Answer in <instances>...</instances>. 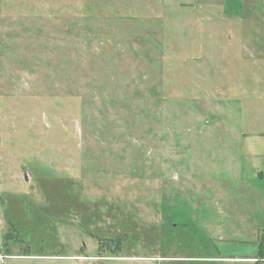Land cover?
I'll list each match as a JSON object with an SVG mask.
<instances>
[{"label":"rangeland","instance_id":"374dc122","mask_svg":"<svg viewBox=\"0 0 264 264\" xmlns=\"http://www.w3.org/2000/svg\"><path fill=\"white\" fill-rule=\"evenodd\" d=\"M263 26L264 0H0V264H264Z\"/></svg>","mask_w":264,"mask_h":264},{"label":"crops","instance_id":"0c3cea01","mask_svg":"<svg viewBox=\"0 0 264 264\" xmlns=\"http://www.w3.org/2000/svg\"><path fill=\"white\" fill-rule=\"evenodd\" d=\"M259 32L264 31V26L262 28L258 29ZM257 51H256V76L257 79H264V43H263V34H259L257 37ZM262 124H264V119L261 121ZM260 134L264 133H258L257 136H253L255 139H263V138H257L261 137ZM264 137V136H263ZM257 141V140H256ZM252 153V158L254 159V164L252 166V174L256 176V178H259L264 182V142L263 140L257 141V148L255 152ZM263 195V202H264V193Z\"/></svg>","mask_w":264,"mask_h":264},{"label":"built area","instance_id":"2783aa9c","mask_svg":"<svg viewBox=\"0 0 264 264\" xmlns=\"http://www.w3.org/2000/svg\"><path fill=\"white\" fill-rule=\"evenodd\" d=\"M4 255H3V251H2V246H1V243H0V261H3L4 260Z\"/></svg>","mask_w":264,"mask_h":264},{"label":"trees","instance_id":"16d2710c","mask_svg":"<svg viewBox=\"0 0 264 264\" xmlns=\"http://www.w3.org/2000/svg\"><path fill=\"white\" fill-rule=\"evenodd\" d=\"M261 251H262V254H264V241L261 244Z\"/></svg>","mask_w":264,"mask_h":264}]
</instances>
